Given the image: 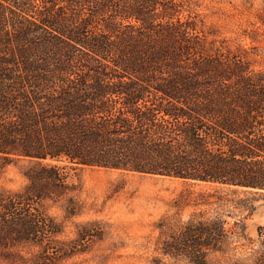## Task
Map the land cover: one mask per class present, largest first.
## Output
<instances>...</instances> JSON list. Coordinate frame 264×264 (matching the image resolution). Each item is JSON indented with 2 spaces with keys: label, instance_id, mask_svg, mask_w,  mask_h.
Masks as SVG:
<instances>
[{
  "label": "trees",
  "instance_id": "1",
  "mask_svg": "<svg viewBox=\"0 0 264 264\" xmlns=\"http://www.w3.org/2000/svg\"><path fill=\"white\" fill-rule=\"evenodd\" d=\"M257 18L252 45L233 48L186 0H0V159L28 162L23 189L0 192V261L58 264L102 237L55 240L41 203L69 196L76 210L62 163L263 193L264 6ZM226 201L161 218L160 251L221 264ZM258 240L232 264H264V226Z\"/></svg>",
  "mask_w": 264,
  "mask_h": 264
},
{
  "label": "rangeland",
  "instance_id": "2",
  "mask_svg": "<svg viewBox=\"0 0 264 264\" xmlns=\"http://www.w3.org/2000/svg\"><path fill=\"white\" fill-rule=\"evenodd\" d=\"M186 1L200 14L201 26L217 30V38H226L233 48L252 45L245 32L257 24L264 0ZM259 66L256 64V68ZM2 164L0 159V192L21 191L27 183L28 162ZM61 166H65L69 183L76 186L71 195L76 210L70 215L69 196L41 203V210L61 226L55 240H75L84 227L101 231L102 237L89 240L86 252L64 258L58 264H192L184 257H171L160 251L157 224L165 216L186 220L194 211H211L217 206L218 195L228 200L223 214L234 233L227 252L216 254L214 260L232 264L249 258L259 248L258 228L264 226V192L243 189L216 192L217 188L211 184L166 176L66 163ZM201 193L215 195L201 198ZM180 195L189 196L184 207L177 203ZM235 221L239 225L234 226ZM22 254L29 256L26 250Z\"/></svg>",
  "mask_w": 264,
  "mask_h": 264
}]
</instances>
